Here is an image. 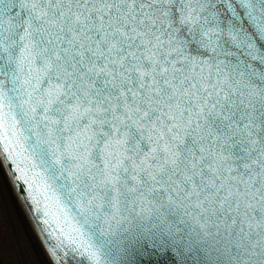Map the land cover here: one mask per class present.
<instances>
[{"label":"snow or ice","instance_id":"snow-or-ice-1","mask_svg":"<svg viewBox=\"0 0 264 264\" xmlns=\"http://www.w3.org/2000/svg\"><path fill=\"white\" fill-rule=\"evenodd\" d=\"M0 264H264V0H0Z\"/></svg>","mask_w":264,"mask_h":264}]
</instances>
